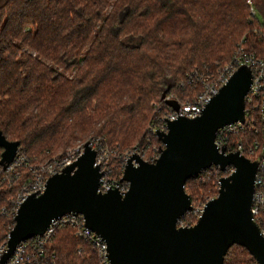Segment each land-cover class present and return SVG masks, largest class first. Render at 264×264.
Returning <instances> with one entry per match:
<instances>
[{"label": "trees", "instance_id": "1", "mask_svg": "<svg viewBox=\"0 0 264 264\" xmlns=\"http://www.w3.org/2000/svg\"><path fill=\"white\" fill-rule=\"evenodd\" d=\"M263 34L264 0H0V132L39 161L96 137L120 153L136 144L162 150L149 132L157 107L191 100L195 77L214 74L240 44L262 51ZM21 173L0 184L1 203ZM228 175L211 166L187 180L192 209L177 226L194 224ZM13 225L0 216V244ZM51 244L60 264H83L70 230L58 229ZM223 264L256 262L233 245Z\"/></svg>", "mask_w": 264, "mask_h": 264}, {"label": "water", "instance_id": "2", "mask_svg": "<svg viewBox=\"0 0 264 264\" xmlns=\"http://www.w3.org/2000/svg\"><path fill=\"white\" fill-rule=\"evenodd\" d=\"M251 83L240 66L196 118L167 121L156 133L164 148L154 163L132 155L117 190L97 192L102 174L94 166L95 152L87 143L71 165L46 180L44 191L19 206L0 264L15 247L41 236L50 222L67 213L80 214L86 228L107 246L109 264H223L228 249L238 245L256 264H264V236L252 219L251 206L257 163L238 153L225 154L214 144L218 129L244 121L245 96ZM0 168L14 159L18 142L0 132ZM233 172L219 180L217 195L202 207L191 226H177L192 209L185 182L210 168Z\"/></svg>", "mask_w": 264, "mask_h": 264}, {"label": "built area", "instance_id": "3", "mask_svg": "<svg viewBox=\"0 0 264 264\" xmlns=\"http://www.w3.org/2000/svg\"><path fill=\"white\" fill-rule=\"evenodd\" d=\"M248 5L250 6V2ZM250 14L254 15L252 8H250ZM257 33L259 32L255 30V34ZM262 37L264 38V36ZM240 66H247L251 73V83L244 102V121L218 129L214 144L218 151L223 150L225 154L238 153L257 163L251 214L253 221L264 236V46L262 51L257 52V50L248 49L242 44L238 45L231 58L216 69L214 74L195 77L200 89L191 100L178 101L172 97L166 98L175 101V106L166 105L161 113V108L157 107L156 111L159 114L151 123L149 132H165L167 121H173L178 117H198L205 105ZM148 140L147 137L146 141L149 142ZM85 143L95 152L93 165L99 166L102 174L97 188L99 193L117 190L123 195L128 190V183L122 181L121 177L129 157L138 155L142 160L154 163L161 152V149L155 146L150 150L136 144L129 150L120 153L117 149L107 147L99 137L87 139L61 156L46 158L42 161L35 157L31 159L17 149L14 159L5 169V175L0 184L7 182L10 185L12 181L18 180L22 170L25 172L26 178L14 196L7 197L5 203L0 202V216L14 218L20 204L28 196L40 195L44 191L46 180L49 177L60 173L78 159L83 153ZM147 151H150L149 155L145 154ZM113 160L118 162L117 165L113 163ZM233 170L231 166L226 168L228 174H231ZM217 184L218 190L219 181ZM203 206L204 204L195 209L196 219L199 218ZM58 229L71 231L73 238L78 241L76 247L78 256L82 257L83 248H86L89 254L85 259L93 258L94 264H109L104 240L86 228L83 217L77 213H67L52 220L41 236L32 237L19 243L4 264H60L51 244ZM5 248L6 241L0 245V256Z\"/></svg>", "mask_w": 264, "mask_h": 264}, {"label": "rangeland", "instance_id": "4", "mask_svg": "<svg viewBox=\"0 0 264 264\" xmlns=\"http://www.w3.org/2000/svg\"><path fill=\"white\" fill-rule=\"evenodd\" d=\"M89 138V137H88ZM82 143V141H76L75 143H74V145H72V147H70V148H68L67 150H69V149H72V148H74V147H76V146H78V145H80ZM133 146V145H132ZM131 146V147H132ZM66 150V151H67ZM129 150V149H128ZM150 151H147V152H145V154H147V155H149L150 153H149ZM200 205V204H199ZM197 206V205H196ZM198 207V206H197ZM196 212V211H195ZM196 214H197V212H196ZM197 220V219H196ZM194 224H195V222H194ZM193 225V224H192ZM6 240H7V238H6ZM5 240V241H6ZM4 241V242H5ZM3 242V243H4ZM3 243H1L0 245H2ZM83 256H84V258H83V256L81 257V256H79L80 257V259H81V261L82 260H84V262H83V264H94V263H90V260H91V258H88V259H85L86 257H88V254H89V251H88V249H86V248H83Z\"/></svg>", "mask_w": 264, "mask_h": 264}]
</instances>
